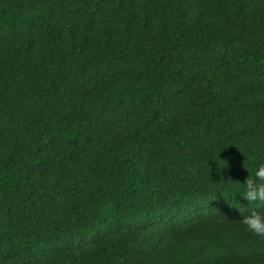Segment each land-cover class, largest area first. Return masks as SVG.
I'll list each match as a JSON object with an SVG mask.
<instances>
[{"label": "trees", "instance_id": "16d2710c", "mask_svg": "<svg viewBox=\"0 0 264 264\" xmlns=\"http://www.w3.org/2000/svg\"><path fill=\"white\" fill-rule=\"evenodd\" d=\"M249 158L264 0H0V264H264Z\"/></svg>", "mask_w": 264, "mask_h": 264}, {"label": "clouds", "instance_id": "9594fccd", "mask_svg": "<svg viewBox=\"0 0 264 264\" xmlns=\"http://www.w3.org/2000/svg\"><path fill=\"white\" fill-rule=\"evenodd\" d=\"M244 168L248 172V176L244 182L229 184L228 189L239 192V196L247 201L248 204H252L253 202L264 204V159L252 162V158H249V162L245 164ZM235 208L239 211L240 205L237 204ZM241 223L250 232L264 237V214L261 212L254 209L251 210L247 215L241 216Z\"/></svg>", "mask_w": 264, "mask_h": 264}]
</instances>
